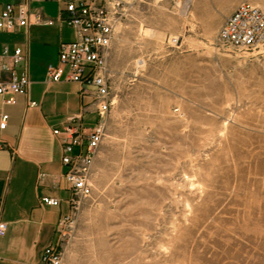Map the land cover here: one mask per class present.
Wrapping results in <instances>:
<instances>
[{"label": "rangeland", "instance_id": "rangeland-1", "mask_svg": "<svg viewBox=\"0 0 264 264\" xmlns=\"http://www.w3.org/2000/svg\"><path fill=\"white\" fill-rule=\"evenodd\" d=\"M242 3L264 11L127 0L93 193L59 228L62 264H264V46L217 39Z\"/></svg>", "mask_w": 264, "mask_h": 264}, {"label": "crops", "instance_id": "crops-1", "mask_svg": "<svg viewBox=\"0 0 264 264\" xmlns=\"http://www.w3.org/2000/svg\"><path fill=\"white\" fill-rule=\"evenodd\" d=\"M69 0H0L5 5L28 3L29 35L25 31H0V53L5 47L30 51V99L39 106L27 108V98L17 97L15 105H4L0 114L9 115L7 128L0 130V222L7 233L0 238V264H43L45 250L59 243V228L72 214L70 186L65 178L68 168L62 163V142L54 130L65 127L70 116L81 114L87 128L98 122L91 92L82 94L72 82L49 83L47 70L59 60L61 44L75 39L66 23ZM44 23L38 25L37 18ZM44 198L57 199V207L47 206Z\"/></svg>", "mask_w": 264, "mask_h": 264}, {"label": "built area", "instance_id": "built-area-1", "mask_svg": "<svg viewBox=\"0 0 264 264\" xmlns=\"http://www.w3.org/2000/svg\"><path fill=\"white\" fill-rule=\"evenodd\" d=\"M170 1L190 6L195 0ZM28 3L5 5L0 13V31H25L29 35L31 14ZM126 11L127 0H69L65 21L74 30L75 39L61 44L58 63L50 65L47 70L49 83L72 82L80 86L82 94L91 92L99 118L93 128H87L81 114L73 115L67 119L63 129L54 130L62 142V163L68 168L65 178L70 186L72 213L93 193L95 161L104 138L105 116L111 107L108 52ZM37 24L52 26L54 22L44 23L38 17ZM217 39L221 44L238 50L263 47L264 11L246 3L240 4L221 26ZM178 42V38L169 39L172 45ZM31 86L29 47H17L13 51L5 47L0 53V97L3 104L15 105L17 97L24 96L27 108L38 107L39 104L30 99ZM8 121L9 115L0 114V130L7 128ZM8 147L0 141V149ZM43 203L57 207L60 201L44 198ZM6 233L7 224L0 222V238ZM42 263L62 264L59 243L45 250Z\"/></svg>", "mask_w": 264, "mask_h": 264}]
</instances>
